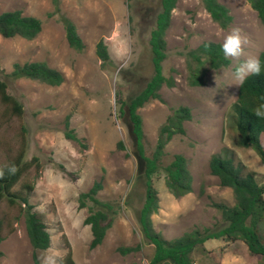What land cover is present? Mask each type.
Instances as JSON below:
<instances>
[{
  "label": "rangeland",
  "instance_id": "1",
  "mask_svg": "<svg viewBox=\"0 0 264 264\" xmlns=\"http://www.w3.org/2000/svg\"><path fill=\"white\" fill-rule=\"evenodd\" d=\"M162 0H61V13L77 26L85 43L81 52L68 44L60 15L53 0H0V14L22 10L25 16L40 19L41 33L32 40L0 35V78L9 93L24 108L22 117L11 114L0 99V166L20 153L27 138L26 161L38 159L15 186L17 194H27L34 186L30 203L51 234V247L42 253H59L58 264H149L154 247L144 241L138 215L144 204L145 163L136 150V139L128 116L120 114L119 100L130 101L154 74L150 37L161 11ZM233 17L227 29L221 28L207 12L202 0H178L166 33L167 59L163 72L175 85L163 86L161 100H153L139 110L143 119L144 146L150 156L160 129L170 121L174 110L188 107L192 118L185 123V135L175 136L162 160L169 165L177 154L188 160L193 191L173 196L166 186L164 168L154 177L159 193V211L152 216L155 230L172 241L200 231L203 236L221 232L226 226L213 203L236 204L232 188L220 184L211 173L210 162L219 154L232 158L243 172L254 173L264 186V162L251 148L238 144L231 119L240 86L236 67L248 57L264 52V24L247 0H219ZM239 28L249 43L245 55L230 59L228 67L214 70L205 65L204 84L191 86L187 54L204 42L223 43L224 37ZM104 40L112 61L103 66L96 45ZM47 62L64 75V82L51 86L40 81L8 78L16 63ZM79 141L67 138L66 122ZM26 130V132H24ZM264 145V136H262ZM122 142L124 148H119ZM96 181L103 183L99 198L115 203L118 214L101 245L91 249V227L86 224L88 208L79 197ZM4 219V241L0 264H34L25 217L20 204L0 203ZM264 236V223L262 226ZM143 248L128 255L119 247ZM39 256H41V254ZM193 264H261L243 241L212 238L198 246Z\"/></svg>",
  "mask_w": 264,
  "mask_h": 264
},
{
  "label": "trees",
  "instance_id": "2",
  "mask_svg": "<svg viewBox=\"0 0 264 264\" xmlns=\"http://www.w3.org/2000/svg\"><path fill=\"white\" fill-rule=\"evenodd\" d=\"M251 7L258 13L264 24V0H247ZM61 0H53L54 13L60 15L68 44L76 51H83V42L76 24L67 16L61 13ZM207 12L218 25L227 29L232 23L233 17L227 6L219 0H202ZM178 0H162L161 11L156 20V26L150 37V48L154 74L143 90L132 100H119L120 114L128 116L132 124L133 134L136 139V150L145 163L144 183L146 189L145 201L138 215V223L143 234L144 241L153 245L154 254L149 264H193L192 256L198 246L212 238L223 237L228 242L243 241L252 254L261 256L264 264V236L262 226L264 223V186L260 185L254 173L243 172L242 167L235 165L232 158L216 154L210 162L211 173L218 177L220 184L232 188L236 199L234 206L224 203H213V206L221 213L227 226L216 234L206 237L200 231H193L182 237L168 241L157 232L154 227L152 216L159 211V193L154 184V177L164 168L166 172V186L170 193L179 198L193 191V176L188 167V160L182 154H177L173 161L163 167L162 160L165 150L171 140L177 135H185V123L192 118L191 110L188 107H179L174 110L170 121L166 123L159 133L154 152L148 156L144 146L143 119L139 112L146 104L153 100H161L160 90L167 85L173 87L175 80L167 78L163 72V63L167 59L166 33L170 28L173 11ZM43 23L40 19L32 16H25L22 10H13L0 14V35L4 38L22 37L27 40L35 39L42 31ZM96 54L102 61L103 66L111 63L112 58L104 40L96 45ZM262 71L259 76H249L240 86L236 103L232 107L231 119L238 133V144L242 148H251L264 162V118L257 117L254 112L257 109L264 110V52L260 56ZM231 61L225 58L222 51V44L204 42L196 49L187 54V67L189 72V84L201 86L204 84L205 65L211 69L219 70L228 67ZM8 78L19 80L22 78L40 81L42 83L59 86L65 78L64 75L50 67L47 62H26L16 63ZM8 83L0 78V99L6 105L11 114L22 117L24 114L23 105L8 91ZM66 136L69 139L79 141L78 137L70 130V122H66ZM26 132V130H24ZM23 146L18 156L5 166V176L0 179V203L7 201L11 205L20 204L25 217L28 237L33 247L34 264H41L39 254L51 247V234L42 217L34 210L30 203V193L34 186L26 187L27 194H17L15 186L20 182L23 175L35 164L39 167L38 159L31 162L26 161L27 138L23 135ZM119 148H124L122 142ZM15 166V174H10L8 169ZM103 189V183L96 181L93 187L79 197L80 206L89 209L86 224L91 227L92 241L91 249L101 245L106 237L107 231L112 226L113 219L118 214L119 207L110 201H103L99 193ZM4 219L0 216V245L4 241L3 235ZM143 248L142 244L134 247H119L118 252L128 255L138 252ZM0 250V257L2 256ZM70 264H75L70 260Z\"/></svg>",
  "mask_w": 264,
  "mask_h": 264
},
{
  "label": "clouds",
  "instance_id": "3",
  "mask_svg": "<svg viewBox=\"0 0 264 264\" xmlns=\"http://www.w3.org/2000/svg\"><path fill=\"white\" fill-rule=\"evenodd\" d=\"M249 41L247 37L242 35L239 28H233L223 39L222 51L225 58L239 60L245 55V48ZM262 71L261 61L258 57H248L241 62L235 69L234 79L236 85H242L249 76H259ZM254 114L257 117L264 118V110L257 109ZM10 174H15V166L8 169ZM5 176L4 170L0 169V179ZM60 257L56 251L42 253L40 256L41 264H58Z\"/></svg>",
  "mask_w": 264,
  "mask_h": 264
}]
</instances>
